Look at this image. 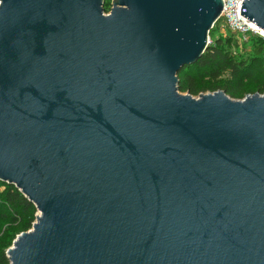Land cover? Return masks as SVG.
<instances>
[{"label":"water","instance_id":"water-1","mask_svg":"<svg viewBox=\"0 0 264 264\" xmlns=\"http://www.w3.org/2000/svg\"><path fill=\"white\" fill-rule=\"evenodd\" d=\"M104 1L0 0V180L39 212L11 264H264V94L178 87L223 0Z\"/></svg>","mask_w":264,"mask_h":264},{"label":"trees","instance_id":"trees-1","mask_svg":"<svg viewBox=\"0 0 264 264\" xmlns=\"http://www.w3.org/2000/svg\"><path fill=\"white\" fill-rule=\"evenodd\" d=\"M111 7L112 0H105L106 13ZM251 36L255 47L249 57H239L231 50L233 36H221L208 44L196 63L179 71V90L193 96L223 90L236 98L249 82L254 93L264 94V37ZM37 213L36 205L18 187L0 180V264H11L7 250L19 234L33 228Z\"/></svg>","mask_w":264,"mask_h":264},{"label":"rangeland","instance_id":"rangeland-1","mask_svg":"<svg viewBox=\"0 0 264 264\" xmlns=\"http://www.w3.org/2000/svg\"><path fill=\"white\" fill-rule=\"evenodd\" d=\"M242 35L243 33L241 32L234 33L227 24L225 18H221L218 24L217 25L215 24L214 27L211 29L209 34V41L210 43H213L216 39H218L221 36L224 37L233 36L234 38H233V45L231 46V50L239 57L240 56L249 57L253 54L255 41L254 39H252L253 36L251 35H245V36ZM250 94H254V89L252 88V85L248 82L247 85H245V87L241 91L240 97H236L233 99L242 100L247 95ZM195 97L198 98L199 95H196ZM37 214H39V212Z\"/></svg>","mask_w":264,"mask_h":264},{"label":"built area","instance_id":"built-area-1","mask_svg":"<svg viewBox=\"0 0 264 264\" xmlns=\"http://www.w3.org/2000/svg\"><path fill=\"white\" fill-rule=\"evenodd\" d=\"M243 2L244 0H223L224 7L221 18H225L234 33L241 32L242 36L259 35L264 37V30L241 14Z\"/></svg>","mask_w":264,"mask_h":264}]
</instances>
